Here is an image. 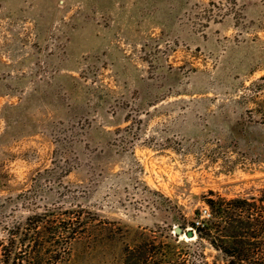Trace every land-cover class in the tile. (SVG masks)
Here are the masks:
<instances>
[{
    "label": "rangeland",
    "instance_id": "374dc122",
    "mask_svg": "<svg viewBox=\"0 0 264 264\" xmlns=\"http://www.w3.org/2000/svg\"><path fill=\"white\" fill-rule=\"evenodd\" d=\"M204 196H264V0H0V264H224Z\"/></svg>",
    "mask_w": 264,
    "mask_h": 264
},
{
    "label": "trees",
    "instance_id": "16d2710c",
    "mask_svg": "<svg viewBox=\"0 0 264 264\" xmlns=\"http://www.w3.org/2000/svg\"><path fill=\"white\" fill-rule=\"evenodd\" d=\"M204 202L210 217L201 220L198 225L196 222L191 223L190 227L197 239L195 242L205 240L220 255L224 264H264V196H204ZM20 225L19 221L8 226L6 235L10 241L4 249L2 246V251L8 248L2 264H29L25 258L28 255L21 256V250L24 248V254H27L39 247L40 231L26 230ZM59 234L61 236L63 231H58ZM187 245V250L191 251L193 242ZM187 250L180 255L183 264H209L204 254L201 253L199 258L196 251Z\"/></svg>",
    "mask_w": 264,
    "mask_h": 264
},
{
    "label": "water",
    "instance_id": "95a60500",
    "mask_svg": "<svg viewBox=\"0 0 264 264\" xmlns=\"http://www.w3.org/2000/svg\"><path fill=\"white\" fill-rule=\"evenodd\" d=\"M174 232L177 234H181L182 233V228L180 226H175L174 227ZM186 236L191 238L194 235V231L192 230V228H188L185 232Z\"/></svg>",
    "mask_w": 264,
    "mask_h": 264
},
{
    "label": "built area",
    "instance_id": "2783aa9c",
    "mask_svg": "<svg viewBox=\"0 0 264 264\" xmlns=\"http://www.w3.org/2000/svg\"><path fill=\"white\" fill-rule=\"evenodd\" d=\"M200 216H201V220L207 219V218L210 217V212H209V209H208L207 206H204V208L201 210ZM201 220L200 221H196V224L197 225L200 224L201 223Z\"/></svg>",
    "mask_w": 264,
    "mask_h": 264
}]
</instances>
